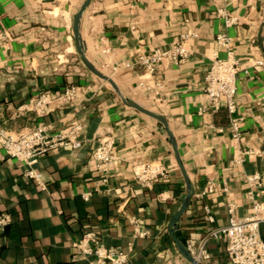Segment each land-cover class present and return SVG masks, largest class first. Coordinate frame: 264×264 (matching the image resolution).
Returning <instances> with one entry per match:
<instances>
[{"label": "crops", "instance_id": "crops-1", "mask_svg": "<svg viewBox=\"0 0 264 264\" xmlns=\"http://www.w3.org/2000/svg\"><path fill=\"white\" fill-rule=\"evenodd\" d=\"M90 2L80 24L86 59L124 97L165 118L192 185L175 236L201 264H231L220 232L229 205H235L233 218L242 220L251 212L249 192L262 199L246 177L264 175V65L253 64L264 61V0ZM82 3L0 0V127L18 134L43 123L68 134L79 125L73 135L80 142L44 154L32 167L38 180L0 146V212L10 217L0 231V264H91L75 248L87 234L127 254L126 264H189L167 230L185 196L168 137L156 120L124 106L109 84L84 68L72 36V16ZM220 11L236 23L226 25ZM185 35L189 55L182 62L159 63L151 76L135 65L141 54L171 49ZM218 35L230 37L239 65L238 136L225 105L210 108L204 92L211 60L227 56ZM74 85L82 94L73 103L55 101L41 117L19 111L31 98L45 93L57 100ZM110 137L114 160L104 175L92 153ZM153 162L164 165L167 177L140 187L134 168ZM209 184L213 191L200 196ZM131 219L139 221L138 235ZM259 234L264 241V223Z\"/></svg>", "mask_w": 264, "mask_h": 264}, {"label": "built area", "instance_id": "built-area-1", "mask_svg": "<svg viewBox=\"0 0 264 264\" xmlns=\"http://www.w3.org/2000/svg\"><path fill=\"white\" fill-rule=\"evenodd\" d=\"M218 15L224 17L226 25L236 23V19L226 13L220 11ZM188 37L185 35L183 42L176 44L171 49H158L149 54H141L137 57L135 65L143 68L147 76H151L155 72V66L159 63L177 64L182 62L189 55V50L184 45ZM4 39L5 36L0 27V40ZM216 43L219 48L227 51V56L225 59L214 57L211 60L204 78V92L210 108L218 109L221 104L225 105L227 114L230 116L229 126L238 136L240 120L233 114L237 106L235 79L239 71V65L232 55L229 36L218 35ZM253 64L260 67L264 65V61H255ZM140 85L148 90L152 89L145 83ZM154 86L157 89L158 85L155 84ZM81 94L82 89L75 85L66 88L57 100L44 93L29 99L24 106L19 108V111H33L38 117H41L55 101L61 100L73 103ZM78 128L79 125H76L73 131L68 134L53 133L48 126L42 123L33 129L13 134L0 127V146L7 157H11L28 167L26 176L29 179L38 180L39 175L34 172L32 167L38 163L44 154L65 145H70L73 149L80 147V142L73 135ZM113 146L114 140L111 137L103 138L92 153L98 170L102 171L104 175L109 174V169L114 160V156L111 154ZM167 174V169L159 162L145 163L134 168L135 179L139 186L143 188H150L154 181L166 178ZM246 183L251 189H257L262 199L256 200L254 192H249L248 199L252 202L251 212L242 220L233 218L235 205L231 203L228 208L229 222L220 232L227 238L226 252L231 264H264V241L259 234V228L264 223V175L257 173L248 175ZM212 191L213 185L209 184L207 190L202 192L200 196L209 194ZM83 199L87 200L88 195H83ZM205 210L208 212L207 208ZM209 219L212 221V218L209 217ZM130 221L134 224L135 233L138 235L139 221L136 219ZM9 222V215L0 212L1 232L9 225ZM75 248L78 253L91 257V264H126L128 260L127 254L118 249L106 247L97 239H94L91 234L84 235L79 243L75 244ZM199 253L203 258H208L207 253L203 250ZM192 254L195 253L191 251Z\"/></svg>", "mask_w": 264, "mask_h": 264}, {"label": "water", "instance_id": "water-1", "mask_svg": "<svg viewBox=\"0 0 264 264\" xmlns=\"http://www.w3.org/2000/svg\"><path fill=\"white\" fill-rule=\"evenodd\" d=\"M90 1L91 0H83V3L81 4V6L78 8V10L72 16V19H73V21H72V36H73L74 42H75L76 53L78 54L79 59H80L81 63L83 64L84 68L86 70H88L90 73H92L93 75H95L97 78H99L104 83L109 84V86H111L112 90L114 91V93L119 98L120 102L123 103L124 106H127L131 109H134L135 111L139 112L140 114H142V115L144 114V115L148 116L149 118L156 120V122L158 123V126L159 127L161 126L163 131L167 135L168 143L172 148V152L174 154L176 164L178 166V169H180L181 176H182V179H183V182L185 185V196L180 200V208L169 219L170 221H169L168 227H167L168 235L173 240V242L177 248L178 253H180V255H182L183 258L189 264H201L199 261H197L196 259L193 258V256L187 251V249L185 248L183 243L175 236V232L177 231L178 225H179L180 220H181L180 218L185 213L187 208L189 207L190 200L193 196V189H192V185H190L186 170L183 167V164H182V161L180 158V154L177 151V145H176L174 136L170 133L165 118H163L162 116H158V115L150 112L149 110H147L145 108L140 107L136 102H133L132 100L128 99L127 97H124V95L121 93L118 86L115 85L114 81L109 76L107 77V76L103 75L98 69H96L92 64H90L85 57L83 40H82V36H80V24H81V20H82L81 18L83 16V14L85 13V11L87 10V8L89 7V5L91 3Z\"/></svg>", "mask_w": 264, "mask_h": 264}]
</instances>
